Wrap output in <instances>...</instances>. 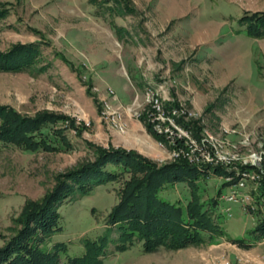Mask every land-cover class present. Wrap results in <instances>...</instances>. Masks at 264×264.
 Instances as JSON below:
<instances>
[{
    "label": "rangeland",
    "instance_id": "obj_1",
    "mask_svg": "<svg viewBox=\"0 0 264 264\" xmlns=\"http://www.w3.org/2000/svg\"><path fill=\"white\" fill-rule=\"evenodd\" d=\"M259 10L264 0H0V50L16 42L39 46L35 68L0 71V103L23 114L61 112L80 125L78 133L65 130L68 150L0 143V246L27 199L47 192L56 173L92 158L87 142L135 149L163 163L189 138L205 154L210 145L199 142L206 131L235 165L226 179L243 161H259L263 170L236 188L221 187L223 176L211 171L198 180L201 200L220 188L213 207L223 233L213 234L214 242L152 251H143L141 241L109 243L98 264H264V237L251 233L264 199L256 202L253 191L264 179V159L251 155L264 152V36L248 30L247 15ZM151 92L180 135L161 133L159 141L145 130L149 122L155 131ZM176 117L194 121L198 137ZM119 183H97L56 206L58 227L44 246L59 243L61 262L104 233ZM231 190L235 200L225 198ZM163 193L181 204L191 196L183 183Z\"/></svg>",
    "mask_w": 264,
    "mask_h": 264
},
{
    "label": "trees",
    "instance_id": "obj_2",
    "mask_svg": "<svg viewBox=\"0 0 264 264\" xmlns=\"http://www.w3.org/2000/svg\"><path fill=\"white\" fill-rule=\"evenodd\" d=\"M247 17L248 30L264 36V11H253ZM38 54L37 42L13 43L8 49L0 50V71L33 69ZM176 120L191 128L193 135L198 137V125L194 121H184L180 117ZM79 126L72 116L61 112L42 109L23 114L13 106L0 103V143L5 145L46 151L68 150L72 144L65 130L71 127L78 133ZM144 126L152 137L159 141L162 139L163 135L154 131L149 122ZM43 127L46 129L44 133L41 131ZM87 144L92 149V158L56 173L47 192L37 199L26 200L17 225L12 227V233L0 246V264H98L109 243L115 248H124L141 241L143 251H152L159 246L178 248L214 242L213 234L223 233L215 220L213 207L220 188L207 200L199 199L195 189L198 180L204 179L209 171L223 176L221 187L233 184L237 176L229 179L224 176L229 173V166L194 163L182 156L157 163L135 149ZM250 167L239 165V169ZM107 181L120 183L116 190L117 202L105 219L104 233L97 239L86 240L83 253L61 262L59 243L49 248L44 246L58 227L56 206L67 197ZM176 183H183L191 194L185 204L177 198L171 200L163 193ZM253 191L256 202L260 201L264 196V179L259 180ZM261 203L262 214L251 228L252 235L257 238L264 237V199ZM113 229L115 236H111Z\"/></svg>",
    "mask_w": 264,
    "mask_h": 264
},
{
    "label": "built area",
    "instance_id": "obj_3",
    "mask_svg": "<svg viewBox=\"0 0 264 264\" xmlns=\"http://www.w3.org/2000/svg\"><path fill=\"white\" fill-rule=\"evenodd\" d=\"M148 102H150L151 106L153 108H155L156 114H157L154 117L155 123L153 124V128L155 129V131H157L159 133L166 134L167 136L169 134L170 135H172V134H179L180 135L181 133H176V131L178 129L177 125L174 124L173 122H171L170 119H168V117L164 115L162 107L160 106L159 99L156 96H153L152 92L150 94V98L148 99ZM163 118H166L169 122L162 121ZM186 141L187 142H184L185 143L184 147L178 148V151L172 152L173 157L182 156V157L186 158L187 160L194 162V163L218 164V162H219L225 166H231V165L235 166L234 163L231 161V158L228 155L220 153L216 149L217 146L214 143L213 136L210 133L205 131L204 135L201 137L200 142L198 141L199 143L210 145V149L208 151H204V152H206L205 154L204 153L201 154V151H197L199 147L198 148L196 147L197 150L193 149V147L190 143V142H192L191 138H189ZM251 155H252V157L257 158L256 160H260L261 158L264 159V152L263 151L259 152L258 155H256L255 152L252 153ZM251 162L252 163H250V165H251L250 168L239 169V166L238 167L236 166L238 175H237L235 182L232 184L233 187L236 188V187L243 185V182L246 179H252L254 181H257L259 179V177H260L259 175L261 174V172H263V170L261 169V164L259 163V161L258 162L251 161ZM239 165H249V164H247L245 161H243V162H240ZM231 191H229V193L226 195L225 198L228 200H235L236 198H238V196H237L238 193L235 192L234 190H231ZM239 199L244 200V197H240Z\"/></svg>",
    "mask_w": 264,
    "mask_h": 264
},
{
    "label": "crops",
    "instance_id": "obj_4",
    "mask_svg": "<svg viewBox=\"0 0 264 264\" xmlns=\"http://www.w3.org/2000/svg\"><path fill=\"white\" fill-rule=\"evenodd\" d=\"M136 126V123L134 121H130V128H134ZM149 147L151 146L150 144H147Z\"/></svg>",
    "mask_w": 264,
    "mask_h": 264
}]
</instances>
